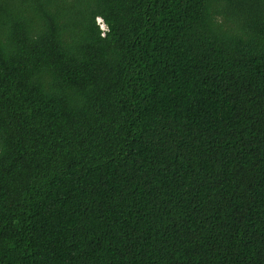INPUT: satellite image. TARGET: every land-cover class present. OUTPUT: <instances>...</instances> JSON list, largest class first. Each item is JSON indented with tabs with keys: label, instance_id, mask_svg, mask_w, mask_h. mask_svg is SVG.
I'll use <instances>...</instances> for the list:
<instances>
[{
	"label": "trees",
	"instance_id": "1",
	"mask_svg": "<svg viewBox=\"0 0 264 264\" xmlns=\"http://www.w3.org/2000/svg\"><path fill=\"white\" fill-rule=\"evenodd\" d=\"M0 264H264V0H0Z\"/></svg>",
	"mask_w": 264,
	"mask_h": 264
},
{
	"label": "built area",
	"instance_id": "2",
	"mask_svg": "<svg viewBox=\"0 0 264 264\" xmlns=\"http://www.w3.org/2000/svg\"><path fill=\"white\" fill-rule=\"evenodd\" d=\"M98 23H99V26L101 27V30L103 32L107 30L106 26L104 25V23L102 22L101 19H98Z\"/></svg>",
	"mask_w": 264,
	"mask_h": 264
},
{
	"label": "clouds",
	"instance_id": "3",
	"mask_svg": "<svg viewBox=\"0 0 264 264\" xmlns=\"http://www.w3.org/2000/svg\"><path fill=\"white\" fill-rule=\"evenodd\" d=\"M97 23H98V20H97ZM98 25H99V23H98ZM100 27V26H99ZM100 29H101V27H100Z\"/></svg>",
	"mask_w": 264,
	"mask_h": 264
},
{
	"label": "rangeland",
	"instance_id": "4",
	"mask_svg": "<svg viewBox=\"0 0 264 264\" xmlns=\"http://www.w3.org/2000/svg\"><path fill=\"white\" fill-rule=\"evenodd\" d=\"M97 21V20H96Z\"/></svg>",
	"mask_w": 264,
	"mask_h": 264
}]
</instances>
